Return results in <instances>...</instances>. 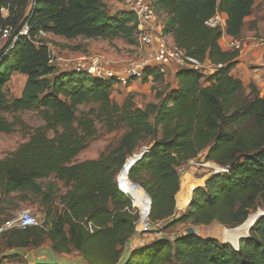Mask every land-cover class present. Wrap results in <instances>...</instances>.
Here are the masks:
<instances>
[{
  "label": "trees",
  "instance_id": "obj_1",
  "mask_svg": "<svg viewBox=\"0 0 264 264\" xmlns=\"http://www.w3.org/2000/svg\"><path fill=\"white\" fill-rule=\"evenodd\" d=\"M254 2L154 0L162 34L170 35L188 55L221 67L211 73L178 68L175 88L158 90L157 102L136 106L131 97L121 104L112 100L114 78L103 81L50 65L48 46L37 38L42 31L69 40L120 37L135 45L138 29L132 12L110 13L102 0H32L27 14V0H0V8L8 10L5 17L0 14V35L9 28L0 49V133L14 128L5 113L34 110L43 121L29 140L0 159V193L32 191L44 205L39 226L13 231L16 246L37 247L48 240L53 253L76 252L88 264H264V215L236 247L185 231L131 247L138 236L137 214L116 186L127 156L147 146L148 151L131 165L128 178L151 200L149 232L158 230V223L195 229L216 222L234 228L264 210V94L251 87V98H242L244 86L230 73L238 53L222 50L220 30L205 24L220 11L226 15L224 33L238 38ZM25 21L28 36L19 34ZM12 72L26 78L20 96L8 99L4 86ZM149 76L162 81L164 73L146 67L140 81ZM90 102L96 108L77 116V107ZM93 114L106 131L123 129V133L97 158L79 161L76 156L96 133ZM199 155L227 166V171L212 173L195 187L184 211L176 215L177 169ZM50 177L66 188L59 196V208L52 206L53 198L39 182Z\"/></svg>",
  "mask_w": 264,
  "mask_h": 264
},
{
  "label": "rangeland",
  "instance_id": "obj_2",
  "mask_svg": "<svg viewBox=\"0 0 264 264\" xmlns=\"http://www.w3.org/2000/svg\"><path fill=\"white\" fill-rule=\"evenodd\" d=\"M146 1H148L153 6L154 0ZM108 6L110 8L108 9L109 12L110 10H112L113 12H119V8L125 10L122 5V0H114L113 2H111V5ZM153 8L155 9V6H153ZM155 11L157 17L156 21L152 22L153 32L162 34V28L158 26L159 21H162L161 16L156 9ZM244 20H246L245 28L255 26L254 29L257 31L255 35L258 36V38L255 39L254 46H264V43L258 46L255 45L259 38L264 39V1H260L256 6L253 5L251 13ZM145 27H147V24H145ZM223 34L225 33L223 32ZM223 34H221V36ZM37 38H39L41 42L45 43L48 46V50L50 51L53 60H55L54 62L71 63L81 58V56H86L88 57V59L99 56L103 57V60L108 62L107 68L112 69L113 71L120 74L126 69L127 64L131 60H135L138 58L139 52L142 51L139 45L128 44L123 38L120 37H112L108 39H86L82 37H76L69 40L48 34L46 36H40ZM239 38L240 36L236 39ZM4 42L5 40L0 42V49L3 47ZM237 53L239 52L237 51ZM165 74H170V72H168V68L166 69ZM167 77L169 79V76ZM134 81L135 80L131 79L130 82L126 85H121L118 82H115L113 90L111 92L112 100L121 104L126 97H131L136 106H144L148 102H156V92L158 90H163V87L165 86V84L161 82L153 83V81H149V79L144 83H141L140 80V83ZM240 81L244 86L242 98H251V87H254L261 94H264V86L258 88L254 82L243 80ZM150 82H152L153 84ZM23 84L24 76L17 72L13 73L10 76L9 81L4 86L6 97L8 99L19 97L22 91ZM167 86H169V83H167L166 88ZM154 91H156L155 94ZM95 108L96 103L93 102H90L88 104H81L77 107L76 115L78 116L82 112H86ZM3 116L8 121H12L14 123V128L10 133H0V159L17 149L22 143L29 140L31 134L33 133V130L37 126H41L43 124V121L34 110L5 113L3 114ZM93 116L95 117L94 125L96 128V133L93 139L86 146V148L78 154L77 160L92 156H99L100 153L108 150V148L110 147H113L123 133V129H118L111 132L106 131L96 115L93 114ZM48 135L51 136L52 133L49 132ZM138 152L139 151L133 154H137ZM195 161L204 164V166L199 164L192 165L190 166L191 168L187 167V169L185 170L190 172L194 177H202L204 175L208 177L212 174L213 167H222L212 162H206L203 155H199L198 157H196ZM118 175L119 172L116 177ZM39 182L42 184L44 192L48 193L50 195V198H53L54 201L51 202L52 206L57 204V202H59V196L66 190L62 182L55 180L53 177L39 180ZM130 197L131 196L128 194L127 198L129 199ZM56 207L59 208L60 206L57 204ZM185 208H176V215H180ZM24 209H29L31 213H33L37 217V221L39 224L43 222L44 205L41 203L40 195H37L32 191H26L23 193L15 192L7 196H3L0 193V227L5 226V229L0 232V264H36L37 261H43L45 263L49 261L57 264L54 260H52L53 258L50 255L51 253H47L51 250L48 240H45L43 244L37 247H33L30 245L26 247L16 246L18 239L14 237L13 231L17 229V227L14 226L12 222ZM137 211L138 209H136V212ZM261 211L264 210H258V212ZM158 225L159 227L156 231H148L144 234H138L137 238L140 240L138 244L140 245L142 243L153 241L160 238L161 236H166L169 238L175 237L179 234H182L185 231V228L188 227V225L185 224H178L173 227L165 228L163 227V223H158L155 226ZM220 228H223V226L216 222H213L207 227H196L195 232L199 233L201 237H218L217 239L221 241L220 234H215L216 231H218ZM246 236H248V234H246ZM152 238L155 239L152 240Z\"/></svg>",
  "mask_w": 264,
  "mask_h": 264
},
{
  "label": "built area",
  "instance_id": "obj_3",
  "mask_svg": "<svg viewBox=\"0 0 264 264\" xmlns=\"http://www.w3.org/2000/svg\"><path fill=\"white\" fill-rule=\"evenodd\" d=\"M27 1L29 2V7L26 12L28 14V10L32 4V0ZM122 5L126 11L132 12L135 15L138 29L137 45H139L142 51L139 52L137 59L131 60L127 64L126 69L121 74L107 68L108 62L104 61V58L99 56H95L89 59L86 56H81V58L71 63L54 62L55 60H53L52 55L49 51V64L58 68L59 70L86 72L103 81L114 78L116 82L121 85H126L133 78L136 80L141 79L143 70L146 67H155L164 74L168 67H172L175 70L178 68H191L204 73H208L209 71L213 72L216 68L221 67V64L213 65L208 61L201 62L197 58L188 55L184 49L176 45L174 42L168 41L163 34L153 32L152 22L156 21L157 15L155 9L148 1L122 0ZM7 12V7L3 6L0 8V14L2 17H5L7 15ZM145 24H147L148 27H145ZM205 24L210 28H218L221 34H223L226 26V15L220 11H216L209 19L206 20ZM28 31L29 25L28 22L25 21L21 29L19 30V34L28 36ZM39 35L42 37L48 34L40 31ZM8 36L9 28L6 27L1 31L0 39L6 40ZM14 39L15 38H13V41ZM263 43L264 39L259 38L255 45L258 46ZM228 46L231 48V50L238 51L239 53L242 50L241 41L236 38H231L228 42ZM147 151L148 147L143 146L139 153L133 154V156H136L134 161H138L142 157L141 155H143ZM198 164L204 166V164L198 163L197 161H195V158H193L188 160L184 165L180 166L177 171L181 176V174L185 172L187 167ZM224 171H227V166L221 168L213 167L212 173ZM116 186L118 190L122 191L128 197V193L123 191V182L121 181L119 175L116 177ZM129 199L130 209L137 214V219L134 222L136 233L141 234L148 232L151 229L149 215L144 216L143 219L140 214V209L134 204L132 197H130ZM136 209H138L137 212ZM147 214H149V210L147 211ZM12 223L14 224V226L20 229L40 225L37 221V217L33 213H31L29 209L22 210L18 217L15 218ZM3 229H5V226L0 227V232ZM92 229V225L88 223V230L92 232Z\"/></svg>",
  "mask_w": 264,
  "mask_h": 264
},
{
  "label": "crops",
  "instance_id": "obj_4",
  "mask_svg": "<svg viewBox=\"0 0 264 264\" xmlns=\"http://www.w3.org/2000/svg\"><path fill=\"white\" fill-rule=\"evenodd\" d=\"M114 0L108 1V0H104L103 2L107 5V8H109L108 5H111V2H113ZM260 1H264V0H255L254 2V6H256ZM120 10H123L122 8H119ZM111 13H114L112 10H110ZM253 21V20H252ZM158 26L160 28H162V21H159ZM246 20H244V24L243 27L241 29L240 32V40L242 42V50L240 53H238V55L235 57V61L237 62V64L231 69L230 73L239 78L240 80L243 81H248V82H254L255 85L260 88L262 86H264V46H260V47H255L254 46V42L255 39L258 38V36H256V30L254 29L255 26L253 27H246ZM148 27V26H147ZM263 35V34H262ZM54 36V35H52ZM58 37V36H57ZM165 38L169 41H173L172 37L170 35L165 36ZM232 37L227 35V34H223L219 39H218V44L220 46V48L222 50L225 51H232L230 49V47L228 46V42ZM4 40L0 39V42H2ZM175 69L172 67H168V72H170V74H164L163 80L162 81H156L153 80L152 77H148L149 81L152 80L153 83L154 82H161L163 84H165V86L163 87V90H165L166 92L169 91L170 89H173L176 87V83L174 81V73H175ZM211 71H209L208 73H210ZM15 72H12V74ZM11 74V75H12ZM23 75V74H22ZM24 76V82H25V78L26 76ZM169 76V79L168 77ZM147 79V80H148ZM140 79L135 80L134 82H139ZM147 82V81H145ZM144 83V82H141ZM152 83V82H150ZM152 83V84H153ZM167 83H169V86L166 85ZM156 91H154L155 94ZM157 99V98H156ZM158 101V99L156 100V102ZM98 156L94 157H87V158H82L81 160H85V159H95ZM76 159H78V155L76 156ZM191 174V173H190ZM192 175V174H191ZM203 177H205L204 179H202ZM207 178V176H202V177H195L192 175L191 181H197L195 182V186H202L204 184L205 179ZM202 179V181L199 182V180ZM176 200H175V209H176ZM222 232V231H221ZM217 233L222 235V233ZM216 234V233H215ZM155 238H152V240ZM150 240V239H148ZM140 240L136 237L131 243V247L137 246ZM137 244V245H136ZM146 243H142L140 245H143ZM50 247V245H49ZM48 247V248H49ZM47 253H51L50 255L52 256V260L55 261V263L57 264H88L82 256L78 255L76 252L73 253H69V254H55L53 252L48 251ZM128 254V253H127ZM37 263H45L43 261H37ZM46 263H52V262H46ZM54 264V263H52Z\"/></svg>",
  "mask_w": 264,
  "mask_h": 264
},
{
  "label": "bare ground",
  "instance_id": "obj_5",
  "mask_svg": "<svg viewBox=\"0 0 264 264\" xmlns=\"http://www.w3.org/2000/svg\"><path fill=\"white\" fill-rule=\"evenodd\" d=\"M135 158L136 156L133 155H130L126 158L123 164L124 166H122L119 171V176L121 178V181L123 182V191L128 193L132 197L134 204L140 209L141 217H143L144 219V216L149 215L147 214V211L149 210L148 204L150 202V199L141 186L133 185L128 179V171L131 168V164L133 163ZM215 168L217 167L215 166ZM191 178L192 175L188 171H185L180 176L179 188L175 193L177 209L185 208L191 198L192 190L195 188L194 183L197 182L191 181ZM204 178L205 177H203L202 179ZM202 179H200L199 182L202 181ZM261 215H264V211L251 214L242 224L237 227L226 228L223 226V228H220L218 231H216V234L222 231V235H220L221 241L230 243L231 245L236 247L239 242L238 239L241 237H246L249 228L254 225L255 220Z\"/></svg>",
  "mask_w": 264,
  "mask_h": 264
},
{
  "label": "water",
  "instance_id": "obj_6",
  "mask_svg": "<svg viewBox=\"0 0 264 264\" xmlns=\"http://www.w3.org/2000/svg\"><path fill=\"white\" fill-rule=\"evenodd\" d=\"M142 156V155H141ZM135 161H133V163H134ZM132 163V164H133ZM131 164V165H132ZM133 185H135V186H139L137 183H135V182H133V181H130ZM147 195V194H146ZM150 204H151V200H150V202H149V204H148V208H149V211H150ZM261 212H263V211H261ZM185 232H186V234H188V235H193V234H195V229L194 228H192V227H187L186 229H185ZM235 247V246H234Z\"/></svg>",
  "mask_w": 264,
  "mask_h": 264
}]
</instances>
